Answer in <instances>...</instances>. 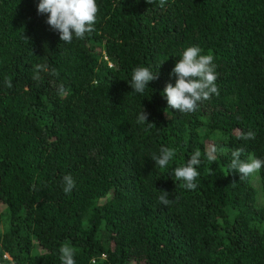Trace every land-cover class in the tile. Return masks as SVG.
Here are the masks:
<instances>
[{
  "label": "trees",
  "instance_id": "16d2710c",
  "mask_svg": "<svg viewBox=\"0 0 264 264\" xmlns=\"http://www.w3.org/2000/svg\"><path fill=\"white\" fill-rule=\"evenodd\" d=\"M39 2L0 0V264H61L65 243L76 264H264V167L256 190L230 152L205 154L264 160V0H97L94 31L70 44ZM190 46L214 56L220 94L183 114L162 94ZM141 66L159 69L143 94ZM161 147L176 150L165 169ZM196 150L187 190L172 170Z\"/></svg>",
  "mask_w": 264,
  "mask_h": 264
},
{
  "label": "clouds",
  "instance_id": "9594fccd",
  "mask_svg": "<svg viewBox=\"0 0 264 264\" xmlns=\"http://www.w3.org/2000/svg\"><path fill=\"white\" fill-rule=\"evenodd\" d=\"M150 4V0H147ZM163 6L165 0H160ZM38 14H48L46 23L60 34V39L65 44L72 43L74 37L76 39H84L86 34L94 31V25L97 22L99 14V6L97 0H40L38 4ZM26 38V37H25ZM28 39V38H26ZM29 40V39H28ZM46 46V45H45ZM203 50L199 46L187 47L182 57L172 69L171 76L176 78L175 86L171 83L167 84L164 95L167 98L169 108L178 110L180 113L188 114L197 110L199 102L208 100L213 94L219 95V89L216 85L217 73L214 56L202 54ZM161 66V65H160ZM159 66V68H160ZM47 64L36 65V71L32 79L39 81L41 79L39 73L47 71ZM55 74V69L52 70ZM159 78L158 72L154 73L149 67L141 66L134 69L131 78V88L133 92L143 94L150 82ZM7 88H12L13 83L10 79H5ZM60 96L68 95V91L63 85L58 88ZM167 112V110H165ZM138 124H147L148 127H156L155 124L148 123V114L142 110L137 119ZM255 132L249 130L241 135L243 140H254ZM231 154V162L228 165L233 171L241 174V179L252 175L264 167V160L258 159L253 155H249L246 160H242L241 156L244 152L243 148L230 150L226 147H217L215 145L206 149V156L210 162L217 159L216 153ZM176 150L171 147H161L159 154H153L152 161L161 169L167 168L170 161L175 157ZM201 151L196 150L188 159L185 165L173 168L172 176L176 180L183 181V187L187 190H195L197 183L195 182L199 176L197 166L201 163ZM76 187L73 177L65 175L63 177V191L69 194ZM161 195L158 200L161 204L167 206L171 201L166 191H160ZM61 264H76L74 259L75 249L69 244H63L60 249Z\"/></svg>",
  "mask_w": 264,
  "mask_h": 264
},
{
  "label": "rangeland",
  "instance_id": "374dc122",
  "mask_svg": "<svg viewBox=\"0 0 264 264\" xmlns=\"http://www.w3.org/2000/svg\"><path fill=\"white\" fill-rule=\"evenodd\" d=\"M252 185L256 188V190L259 189V181H258V175H257V172L252 174ZM3 206L1 205V208Z\"/></svg>",
  "mask_w": 264,
  "mask_h": 264
}]
</instances>
